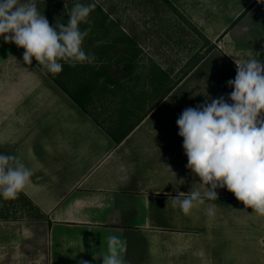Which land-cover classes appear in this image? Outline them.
I'll return each mask as SVG.
<instances>
[{
    "label": "crops",
    "instance_id": "0c3cea01",
    "mask_svg": "<svg viewBox=\"0 0 264 264\" xmlns=\"http://www.w3.org/2000/svg\"><path fill=\"white\" fill-rule=\"evenodd\" d=\"M167 1L213 49L163 98L164 85L157 86L161 75L151 65L141 94L154 92L159 102L138 118L125 105L106 116L101 108L109 101L97 98L99 92L102 100L105 93L123 92L136 75L140 62H118L114 54L120 49L105 51V62L96 45L83 44L86 54L96 52L93 62L64 63L53 75L35 58L24 64L25 50L0 37V153L18 156L33 171L16 199L0 198V264H101L93 254L106 253L113 234L127 242L125 264H264V217L233 193L217 189L218 200H206L188 215L173 207L168 195L204 191L186 167L176 121L184 109L206 99L228 98L235 60L258 52L264 61V3ZM101 12L100 17L108 15ZM96 18L89 15L80 27L90 28L95 39L103 35L98 26L103 18ZM126 64L133 71L126 72ZM142 101L136 98L138 112ZM142 116L119 144L100 126L118 119L131 124ZM212 204L215 215L209 218L206 208Z\"/></svg>",
    "mask_w": 264,
    "mask_h": 264
},
{
    "label": "clouds",
    "instance_id": "9594fccd",
    "mask_svg": "<svg viewBox=\"0 0 264 264\" xmlns=\"http://www.w3.org/2000/svg\"><path fill=\"white\" fill-rule=\"evenodd\" d=\"M94 8L95 4L77 0L67 24L53 26L32 0H0V37L25 50L24 64L31 65L35 58L48 73L59 74L64 63L75 67L93 62L94 56L82 47L91 29L82 31L79 25L88 23ZM259 57L257 52L255 58L235 60L236 76L228 81L233 90L227 99H206L204 104L184 109L176 121L186 167L204 187L203 192L191 189L175 197L168 194L173 207L178 206L184 215L206 200H218L217 189L226 188L252 213L264 217V61ZM32 175L18 156L0 153V198L16 199ZM215 207L206 208L209 218L215 215ZM126 250V240L109 235L106 253L93 254V259L101 264H125ZM79 264L90 262L80 260Z\"/></svg>",
    "mask_w": 264,
    "mask_h": 264
},
{
    "label": "rangeland",
    "instance_id": "374dc122",
    "mask_svg": "<svg viewBox=\"0 0 264 264\" xmlns=\"http://www.w3.org/2000/svg\"><path fill=\"white\" fill-rule=\"evenodd\" d=\"M27 2V0H21ZM36 6L41 5V0H32ZM76 0H60V5L52 6L48 9L50 13H43L48 19L50 25L65 23L64 17H69L71 9L76 3ZM82 4H95L99 6L103 13H107L105 25L109 27V33L125 32L133 38L137 45L140 46L138 63L140 62L136 75L132 76L131 82L122 86L120 90L123 92L114 93L112 97L105 93L106 100H102L103 92L96 93L100 102L109 101V105H104L101 112L106 116H111L114 110L120 109L122 105L126 108L133 109V115L138 116L142 111L150 108L155 102L156 94L146 92V96L141 94L145 90L142 87L145 72L148 71L151 65H156L160 71L168 74L169 81L164 87L174 83L186 68L196 60L198 55L203 54L205 43L200 40L191 29L159 0H78ZM46 6V5H45ZM41 13L43 10L38 9ZM96 11V10H95ZM90 14L97 21L102 19L99 12ZM97 13V14H96ZM83 22L79 25L81 27ZM86 24V23H85ZM88 24V23H87ZM103 32V30L101 31ZM98 44L97 53L100 55L106 54L105 47H101L105 42V37L101 39V35H97ZM106 36V41H108ZM112 40V39H110ZM15 45V44H14ZM16 46V45H15ZM17 47V46H16ZM85 47V46H83ZM19 48V47H17ZM23 51V48H19ZM142 78V79H141ZM163 87V90H164ZM151 92V91H150ZM96 95V96H97ZM143 95V97L141 96ZM132 97V98H131ZM143 99L140 107H143L141 112L137 111L136 98ZM124 98V100H122ZM154 100V101H153ZM98 107L102 104L97 103ZM92 112L94 109H90ZM94 114V113H92ZM103 120V117H101ZM135 120L134 118L131 119Z\"/></svg>",
    "mask_w": 264,
    "mask_h": 264
},
{
    "label": "trees",
    "instance_id": "16d2710c",
    "mask_svg": "<svg viewBox=\"0 0 264 264\" xmlns=\"http://www.w3.org/2000/svg\"><path fill=\"white\" fill-rule=\"evenodd\" d=\"M159 1L162 2L166 7H168L175 14V16L178 17V19L183 21L191 29V31L195 34V36H197L200 40H202L205 43L203 54L198 55L196 60H194L193 63L189 65L184 72H182V75L174 83H172L169 86L164 87V91L162 94V98H163L204 58V56L207 53H209L213 49V45L207 40H205L191 25H189L187 21L177 12V10H175V8L171 6V4L167 0H159ZM41 2H42L41 5H38L37 8L43 10L42 13H46V12L50 13L48 11L50 7L56 6L57 4L60 5V0H41ZM95 10L98 11L99 13H102L100 7L95 5V8L92 10L91 14H95L93 13V12H96ZM106 17L107 16L104 15L103 20L99 22V24L97 23L100 30H103L102 32L103 35L101 39L103 40V38L105 37L104 39L105 42L101 47H105V49H109V48H116L117 50L120 49L121 53H119V55H117L118 52L114 54L118 62L127 63V64L128 63L133 64V63L138 62L140 51L137 49L138 45L133 38L126 36L123 33H120L116 38H113L112 40L108 39V41H106V36L109 33V27L103 24ZM89 33L91 34L92 32L90 31ZM90 34L87 38H85L84 40L85 42L83 44H85L86 46L94 44L97 47H99L100 45L98 44V39H95V37L92 38ZM96 52L93 53L94 56H96ZM104 55L99 54V60L104 58L103 61L107 62L109 55H107V53ZM127 64L125 65L126 72L133 71L134 68L128 70ZM153 68H156L157 69L156 72L160 73L161 75L160 78L158 77V82H157L158 88L160 87V82L163 83V85L165 86V84H167V82L169 81L168 74L163 71H160L157 67L153 66ZM153 68L150 74L154 73ZM96 74L98 77L100 76L101 73L98 70ZM151 82H153L151 86H153V88H156L155 86L156 77L155 79L151 80ZM158 102L159 101H155L153 106L150 107L148 111L151 110ZM148 111H146L145 114ZM145 114L143 116H145ZM143 116L140 119H137L136 121L132 122L131 124H127L126 121H124V119H118L115 122L110 123L109 127H103L102 125L100 126L102 128H105L107 135L114 141L115 144H119L135 128V126L139 123V121L143 118Z\"/></svg>",
    "mask_w": 264,
    "mask_h": 264
},
{
    "label": "built area",
    "instance_id": "2783aa9c",
    "mask_svg": "<svg viewBox=\"0 0 264 264\" xmlns=\"http://www.w3.org/2000/svg\"><path fill=\"white\" fill-rule=\"evenodd\" d=\"M262 247H264V241H262Z\"/></svg>",
    "mask_w": 264,
    "mask_h": 264
}]
</instances>
